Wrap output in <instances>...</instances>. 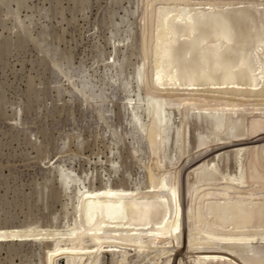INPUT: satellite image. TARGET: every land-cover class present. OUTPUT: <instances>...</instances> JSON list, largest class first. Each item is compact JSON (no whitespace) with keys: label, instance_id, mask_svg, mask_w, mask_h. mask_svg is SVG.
<instances>
[{"label":"rangeland","instance_id":"obj_1","mask_svg":"<svg viewBox=\"0 0 264 264\" xmlns=\"http://www.w3.org/2000/svg\"><path fill=\"white\" fill-rule=\"evenodd\" d=\"M157 1L148 15L147 0H0V264H72L79 238L78 264H192L195 213L183 243L173 241L190 207L194 177L186 169L174 206L169 192L178 190L170 177L162 183L157 233L141 239L135 233L156 217L149 180L156 157L145 128L151 122L146 109L161 96L147 84L156 65L150 24ZM235 2L237 10L264 6V0ZM240 19L243 30L228 29L253 57L260 53L249 62H260L262 31ZM261 120L247 124L254 143L264 134ZM197 131L190 143L194 159L208 139ZM168 132L161 154L166 169L179 163L184 142L174 127ZM260 147L257 160L264 156ZM139 218L149 223L140 226ZM101 225L105 236H94ZM239 256L235 263L244 264Z\"/></svg>","mask_w":264,"mask_h":264},{"label":"bare ground","instance_id":"obj_2","mask_svg":"<svg viewBox=\"0 0 264 264\" xmlns=\"http://www.w3.org/2000/svg\"><path fill=\"white\" fill-rule=\"evenodd\" d=\"M147 1L145 13L151 15L155 11L148 7H153L155 0ZM235 1L234 4L230 0H159L161 7L154 16L155 22L149 23L155 26L154 36L150 37L151 26L144 28L143 33L145 46L155 39L156 49L155 70L146 83L161 96L146 109L151 122L145 128L156 157L149 176L156 217L153 216L155 221L149 228L135 233L140 239L157 233L165 192L162 183L170 177V184L178 190L181 171L186 169L188 176L194 177V182H189L190 207L183 213L182 234L177 230L171 236L173 241L181 242L196 214L197 245L190 244L196 253L189 255L192 264H236L241 260L237 259L240 254L244 264H264V156L261 154L260 160L256 157L259 147L264 146V134L254 143L247 125L254 118L264 120V56L260 62L250 63L260 53L253 57L244 50V45L234 41L235 37H242L234 36L237 32L231 30L241 28V16L249 22L248 27L262 31L260 37L264 39V6L237 10ZM138 78L139 82L146 79L142 73ZM174 119L179 122H173ZM172 127L184 142L180 165L166 169L161 154ZM197 130L205 131L204 139H208L196 149L198 157L194 159L195 149H190V143L200 135ZM253 154L256 158L250 162ZM210 158L211 163L206 165ZM197 159H203L201 164L192 165ZM178 191L169 192L172 206L173 199L175 203L182 199ZM148 223L145 218L136 221L140 226ZM102 226H95L92 234L105 236ZM80 244L81 238L73 246L72 264H78ZM190 249L187 253L193 252Z\"/></svg>","mask_w":264,"mask_h":264}]
</instances>
